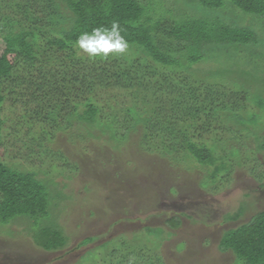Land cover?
<instances>
[{
  "label": "trees",
  "instance_id": "16d2710c",
  "mask_svg": "<svg viewBox=\"0 0 264 264\" xmlns=\"http://www.w3.org/2000/svg\"><path fill=\"white\" fill-rule=\"evenodd\" d=\"M152 2L0 0V143L3 102L11 100L25 109L24 124L36 128L37 139L30 141L36 148L31 155L36 159L43 156L40 162L48 155L72 170L78 168L77 163L60 147H53L58 134L82 144L105 136L117 150L132 132L141 129L140 150L166 159L168 154L183 150L185 157L200 166H212L205 174L209 183L232 168V156L238 163L240 157L238 148L230 146L228 151L220 140L211 145L196 140L212 132L214 124L230 133L226 139L250 138L253 148L247 140L240 143L245 149L264 150V138L254 130L264 116L242 114L249 98L247 89L233 90L235 82L227 79L237 68L235 74L242 79L248 78L240 72L246 68L264 73V39L256 27L243 22L259 20L264 26V0H186L190 12L182 15L160 9L158 17L150 12ZM113 22L119 24L128 45L136 47L142 59L121 62L77 56L73 45L81 32L101 25L110 27ZM157 67H169L174 73L155 75ZM126 91L135 95L139 104L136 101L110 111L115 95ZM100 92L109 97L100 98ZM252 99L264 111V99ZM220 145L224 148L218 154ZM183 158L172 154L168 160L178 164ZM50 166H54L52 162ZM56 185L38 177L35 167L18 169L0 160L2 231L12 233L9 225L20 224L36 248L47 252L65 249L69 236L59 215L66 195ZM243 212L244 206H239L225 218L236 220ZM167 221L179 222L174 217ZM93 240L85 237L77 246ZM137 240L101 243L100 264H164L157 248L150 249L147 243L140 246L144 238ZM218 242L220 250L232 253L235 264H264V209L224 230ZM95 260L91 264H96Z\"/></svg>",
  "mask_w": 264,
  "mask_h": 264
},
{
  "label": "rangeland",
  "instance_id": "374dc122",
  "mask_svg": "<svg viewBox=\"0 0 264 264\" xmlns=\"http://www.w3.org/2000/svg\"><path fill=\"white\" fill-rule=\"evenodd\" d=\"M152 3L155 10L150 9V12L153 17L161 15L160 9H169L176 14L190 12L185 6L186 0H154ZM243 22L256 27L264 39L261 21L244 19ZM74 49L77 56L85 57ZM110 58L130 62L143 56L136 47L128 45L125 54L110 55L107 59ZM261 64L264 69V62ZM236 71L227 79L233 80L237 86L231 89H247L249 98L242 114L253 112L264 116V111L252 99L253 96L264 99V73L255 74L246 68L240 72L248 78L242 79L235 74ZM160 72L169 76L174 73L169 67L158 68L154 73ZM228 86L231 83L228 82ZM117 94L110 111L136 101L139 104L130 91ZM97 95L102 99L109 97L103 92ZM24 113L19 102H3L0 160L18 169L35 167L38 177L57 183L56 188L66 195L60 204L59 221L69 241L63 250L43 251L32 244L23 225L11 224L9 230L12 233L6 234L0 228V264H91L95 259V263L100 264L104 253L101 243H115L120 239L138 242L137 238H144V242L138 245L146 246L147 243L150 249L157 248L164 264H235L231 252L218 248L222 233L264 209V150L254 152L242 147L241 141L247 140L249 147L253 148L254 142L250 138L245 140L240 135L237 139H226L230 133L220 130L219 127L223 126L218 124H214L212 132L196 137L197 141L207 145L220 140V144H227L226 150H230V146L239 150V163L232 156V168L218 173L215 182L209 183L205 174L212 166H200L193 158L185 157L183 150L172 153L184 157L178 164L168 160L172 154L166 159L140 150L137 142L141 129L132 132L127 143L117 150L112 148L114 142L105 136L82 144L72 143L63 134H58L53 147H60L70 161L77 163L78 168L72 170L68 165L64 168L62 161L48 159V155L43 162L39 161L43 156L38 155L36 159L31 155L36 145L30 141L37 139L38 135L36 128L24 124ZM257 126L254 130L264 138V117L258 120ZM223 148L217 146L216 152L219 154ZM239 206H244V212L238 219L225 218ZM170 217L178 219V224L167 221ZM147 227L152 229L150 236ZM89 236L94 240L77 246ZM93 253L98 256L94 258Z\"/></svg>",
  "mask_w": 264,
  "mask_h": 264
},
{
  "label": "clouds",
  "instance_id": "9594fccd",
  "mask_svg": "<svg viewBox=\"0 0 264 264\" xmlns=\"http://www.w3.org/2000/svg\"><path fill=\"white\" fill-rule=\"evenodd\" d=\"M73 46L88 59H107L110 55L125 54L128 42L121 34L119 24L113 22L110 27L101 25L90 32H81Z\"/></svg>",
  "mask_w": 264,
  "mask_h": 264
}]
</instances>
